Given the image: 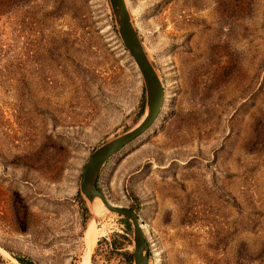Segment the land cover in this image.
<instances>
[{"label": "rangeland", "instance_id": "rangeland-1", "mask_svg": "<svg viewBox=\"0 0 264 264\" xmlns=\"http://www.w3.org/2000/svg\"><path fill=\"white\" fill-rule=\"evenodd\" d=\"M126 3L165 99L98 185L148 264H264V0ZM146 107L110 0H0V264H82L91 225V264L131 263L132 222L80 181Z\"/></svg>", "mask_w": 264, "mask_h": 264}, {"label": "water", "instance_id": "water-1", "mask_svg": "<svg viewBox=\"0 0 264 264\" xmlns=\"http://www.w3.org/2000/svg\"><path fill=\"white\" fill-rule=\"evenodd\" d=\"M110 3L120 37L142 74L146 88L147 107L143 119L136 127L102 145L92 153L83 168L80 188L89 202L93 203L95 200L101 199L110 212L125 217L132 222L134 229V264H148L150 245L139 215L132 209L112 204L98 185V181L105 164L125 147L143 136L157 122L163 108L165 90L132 23L126 0H110Z\"/></svg>", "mask_w": 264, "mask_h": 264}, {"label": "bare ground", "instance_id": "bare-ground-1", "mask_svg": "<svg viewBox=\"0 0 264 264\" xmlns=\"http://www.w3.org/2000/svg\"><path fill=\"white\" fill-rule=\"evenodd\" d=\"M64 88V87H63ZM62 88V89H63ZM65 102V101H64ZM63 103V102H62ZM70 106V105H69ZM59 107V106H58ZM64 107V106H63ZM58 109V108H57ZM54 110H55V107H54ZM63 110H66L64 108H61L59 109V111H63ZM56 111V110H55ZM63 118V117H62ZM97 200H100V202L102 203V205L107 209V207L104 205V203L102 202L101 199H97ZM96 201V200H95ZM94 203V202H93ZM93 203H92V207H93ZM108 210V209H107ZM107 212V211H106ZM147 226L146 225H143V229L144 231L147 229L146 228ZM101 235V232L95 227V225H91L90 226V230H89V233L87 235V239H86V243H87V251H86V254L83 258V261H82V264H91L90 263V255L92 253V250L94 248V246L97 244V241H98V238L99 236ZM158 259V258H157ZM160 262V261H158Z\"/></svg>", "mask_w": 264, "mask_h": 264}, {"label": "trees", "instance_id": "trees-1", "mask_svg": "<svg viewBox=\"0 0 264 264\" xmlns=\"http://www.w3.org/2000/svg\"><path fill=\"white\" fill-rule=\"evenodd\" d=\"M129 226V224H128ZM124 240H126V242H128L129 244H131V241L126 237V236H123ZM128 259L130 260V264L133 263V259H134V255L132 253H128ZM18 262L20 264H35L33 263L32 261H29V260H25V259H22V258H17Z\"/></svg>", "mask_w": 264, "mask_h": 264}]
</instances>
